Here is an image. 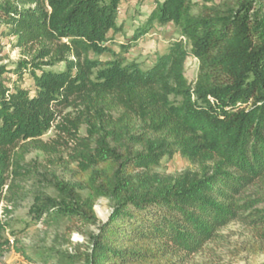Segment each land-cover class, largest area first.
<instances>
[{
    "label": "trees",
    "instance_id": "obj_1",
    "mask_svg": "<svg viewBox=\"0 0 264 264\" xmlns=\"http://www.w3.org/2000/svg\"><path fill=\"white\" fill-rule=\"evenodd\" d=\"M130 1L0 0L6 37L35 55L12 71L16 81L0 68V205L21 142L44 135L60 110L81 109L84 179L60 185L57 199H36L31 215L98 229L88 249L18 251L41 264H191L222 229L247 219L264 251V208L249 194L264 184V0H153L132 40L155 25H171L178 39L148 69L128 45L114 49ZM190 58L199 63L194 83ZM175 156L198 171L153 173ZM101 199L111 208L104 224L94 210ZM7 230L0 219V255L16 248Z\"/></svg>",
    "mask_w": 264,
    "mask_h": 264
},
{
    "label": "rangeland",
    "instance_id": "obj_2",
    "mask_svg": "<svg viewBox=\"0 0 264 264\" xmlns=\"http://www.w3.org/2000/svg\"><path fill=\"white\" fill-rule=\"evenodd\" d=\"M154 7L153 0H131L121 10L118 24L124 31L115 37L114 49L128 45L131 56L143 64L144 69L152 66L157 55H162L172 39L178 34L171 25L154 28L141 38L133 41L134 35L144 27ZM8 30L0 25V68L9 73L4 76L7 83L16 81L12 74L17 65L30 62L35 55L14 47L16 40L7 38ZM105 59V58H103ZM199 72V63L195 58L187 61L185 74L189 82L194 83ZM28 77V73L27 76ZM30 86L26 82L23 87ZM9 87H13L11 84ZM53 126L41 137L21 142L18 150L17 175L13 176L12 188L6 193L0 205V219L8 223L6 238L15 242L14 250L0 255V264H41L28 262L20 251L29 257H35L42 249L56 248L61 251H75L79 246L88 249L91 233L97 234L94 226L74 230L67 222L62 225L44 224L43 218L35 222L31 209L36 199L59 197L60 185H77L84 177L79 169V141L87 137L82 110L69 108L60 110ZM76 127H79L76 131ZM153 173L162 176L177 177L187 171H198V167L175 156L164 159ZM251 200L262 202L255 209L264 208V184H258L250 191ZM81 195L87 197L88 192ZM95 213L101 224L111 216L110 204L101 199L95 203ZM247 213L245 216H248ZM250 219L230 224L222 229L217 238L206 245L204 250L192 258L191 264H264V251L257 233L248 224Z\"/></svg>",
    "mask_w": 264,
    "mask_h": 264
}]
</instances>
